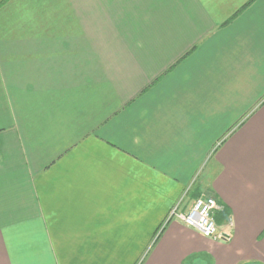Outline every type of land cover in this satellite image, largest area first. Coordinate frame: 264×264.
<instances>
[{
	"label": "crops",
	"instance_id": "obj_1",
	"mask_svg": "<svg viewBox=\"0 0 264 264\" xmlns=\"http://www.w3.org/2000/svg\"><path fill=\"white\" fill-rule=\"evenodd\" d=\"M0 264H264V0H0Z\"/></svg>",
	"mask_w": 264,
	"mask_h": 264
},
{
	"label": "built area",
	"instance_id": "obj_2",
	"mask_svg": "<svg viewBox=\"0 0 264 264\" xmlns=\"http://www.w3.org/2000/svg\"><path fill=\"white\" fill-rule=\"evenodd\" d=\"M179 202L173 206L168 213L167 220L175 217L186 226L199 231L203 236L222 242L231 240L233 223L227 222V229L220 230L216 224L213 214L218 209L214 198L208 196H198L192 203L190 209L183 213L178 210Z\"/></svg>",
	"mask_w": 264,
	"mask_h": 264
}]
</instances>
